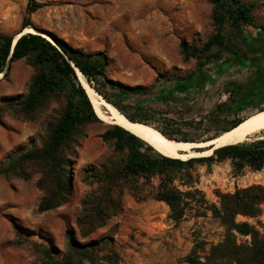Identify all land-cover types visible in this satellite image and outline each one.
<instances>
[{"label": "rangeland", "instance_id": "374dc122", "mask_svg": "<svg viewBox=\"0 0 264 264\" xmlns=\"http://www.w3.org/2000/svg\"><path fill=\"white\" fill-rule=\"evenodd\" d=\"M38 1L44 6L31 14L32 26L54 33L86 54L103 52L107 57V75L113 80L152 88L153 93L160 88L161 81L194 74L191 82L175 90L180 103L169 102L165 106L155 98L148 103L150 107L165 109L174 118H211L214 122L201 128L182 127L183 132L199 137L198 142L164 138L153 127L139 126L168 144L179 145L173 150L177 155L171 157L211 155L214 140L226 134L223 131L213 137L217 129L264 107V83L257 85L264 80V73L250 61L264 56V28L244 26L234 31L229 24L225 25L222 34L237 53L213 46L210 52L220 58L206 64V75L199 72L196 59H186L182 54V40L203 45L217 33L211 0ZM244 1L254 5V22L264 27V0ZM27 7L28 0H0V32H21ZM37 70L31 58H23L12 63L7 77H0V264H46L44 249L61 258L71 242L91 241L97 242L93 250L97 264L109 263L110 257L116 264H188L186 257L191 252L195 250L204 256L213 244L222 241L226 230L212 211L197 216L196 211L188 210L185 218L177 222L169 217L167 203L152 196L138 199L125 183L119 210L104 225L82 235L77 219L82 214L83 201L98 188L85 176L112 156L111 147L102 136L108 125L118 124L102 104V113L97 111L100 121L81 126L75 136L78 144L68 166L72 178L68 200L55 209L40 212L43 191L38 181L42 173L32 167L27 170L31 172L28 178L1 172L12 157L40 147L50 123L64 109L66 100L61 95L48 97L32 113L8 105L28 92ZM191 172L209 203L219 204V192L233 193L253 184L264 186V168L254 170L246 166L238 173L230 159L196 163ZM141 182L148 193L159 184V177L148 182L142 178ZM176 184L180 185V177ZM237 221H247L264 233V204L258 217L240 214ZM238 238L247 239L241 235ZM83 264L93 263L86 259Z\"/></svg>", "mask_w": 264, "mask_h": 264}, {"label": "trees", "instance_id": "16d2710c", "mask_svg": "<svg viewBox=\"0 0 264 264\" xmlns=\"http://www.w3.org/2000/svg\"><path fill=\"white\" fill-rule=\"evenodd\" d=\"M211 3L217 33L210 36L203 45L190 44L185 40L180 43L184 57L196 59L202 75L207 73L208 62L220 58L219 54L210 52L213 46L237 53L222 34L225 25L229 24L234 31H240L244 26L264 28L254 22L253 4L244 0H211ZM43 6L44 3L38 0H28L22 30L32 26L31 14ZM48 34L54 42L37 32H26L19 37L18 34L0 32L1 76L7 77L12 63L23 58H31L32 64L38 68L28 92L8 105L19 106L25 113H32L50 96L61 95L66 100L60 116L50 123L42 145L12 157L7 167L1 170L2 173L11 172L25 178L31 176V172L27 171L29 167L42 173L38 181V187L43 191L40 212L55 209L68 200L72 191L68 166L73 162L72 156L78 144L75 136L81 126L100 121L82 79L129 121L138 126L153 127L164 138L186 143L198 142L199 137L183 132L182 127L201 128L214 122L207 117L200 120L170 117L165 109L150 107L148 103L150 98H155L165 106L169 102L180 103L175 90L191 82L194 74L161 81L160 88L152 93V88L132 86L109 78L106 71L107 57L103 52L89 55L54 33ZM250 61L264 73V56ZM262 83L264 80H260L257 85ZM257 88L253 89L252 96ZM260 111H264L263 106H259L256 112ZM249 116L238 117L229 125L220 127L213 137L229 131ZM111 118L118 124L108 125L102 139L111 147L112 156L98 170L90 171L85 176L86 181L96 183L98 188L84 199L82 214L77 219L83 236L104 225L110 215L119 210L122 184L125 183L129 184L138 199L152 196L167 203L170 207L169 217L174 221L183 220L188 210L196 211L197 216L212 211L213 216L220 220L226 230L222 241L213 244L204 256L195 250L191 252L186 257L188 264H264V233L247 221H237L240 214L258 217L262 213L264 186L253 184L237 188L233 193L219 192V204L209 203L197 187L191 172L196 163L225 159L232 161L238 173L246 166L262 170L264 131L251 141L216 148L213 154L206 157H171L162 154L150 142L124 127L119 120ZM156 176L159 177V184L145 193L141 179L148 182ZM178 177L180 185L176 184ZM239 235L247 239L240 241ZM96 247V241L71 242L70 249L61 258L53 256L50 249H44L45 263L83 264L88 259L97 264L93 254ZM109 259V263L102 264H116L112 257Z\"/></svg>", "mask_w": 264, "mask_h": 264}, {"label": "bare ground", "instance_id": "6f19581e", "mask_svg": "<svg viewBox=\"0 0 264 264\" xmlns=\"http://www.w3.org/2000/svg\"><path fill=\"white\" fill-rule=\"evenodd\" d=\"M28 31L36 32L32 28H27L25 30V32ZM82 80L93 103L96 105V109L99 113L101 112V109L99 108L100 107L99 104L107 106L111 111L113 117L118 119L124 127L128 128L130 131H133L140 137L150 142L162 154L167 156L177 155L176 152H174L175 151L174 148L179 145L168 144L163 138H161L157 134L150 132L139 126H135L130 122H128V120L125 118L123 114L118 112L109 102H107L100 94H98V92H96L94 88L90 86L84 79ZM262 129H264V111L256 112L250 115L248 118H246V120L242 121L235 128L232 127L229 131H227L225 135L215 139L214 140L215 147L212 150H210L211 152L209 153L212 154L216 148H219L221 146L247 141L251 136L260 133ZM182 146L183 145H180V148H182ZM182 153L187 154L186 152H182ZM181 157H190V156L185 155Z\"/></svg>", "mask_w": 264, "mask_h": 264}, {"label": "water", "instance_id": "95a60500", "mask_svg": "<svg viewBox=\"0 0 264 264\" xmlns=\"http://www.w3.org/2000/svg\"><path fill=\"white\" fill-rule=\"evenodd\" d=\"M29 28H32V29H34L38 34H41V35H43V36H47V37H49L50 38V40H52V38L50 37V35L48 34V32L47 31H44L43 29H40V28H34L33 26H30ZM27 29V28H26ZM25 29V30H26ZM25 30H22L21 32H19L18 33V37L19 36H21L22 34H24V33H26L25 32ZM28 32H31V31H28ZM53 42H54V40H52ZM80 71V70H79ZM83 85V84H82ZM83 87H84V85H83ZM85 88V87H84ZM241 123V122H240ZM239 123V124H240ZM236 127V126H235ZM234 127V128H235ZM215 151V150H214ZM214 151H213V153H214ZM212 153V154H213Z\"/></svg>", "mask_w": 264, "mask_h": 264}]
</instances>
